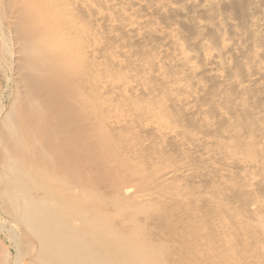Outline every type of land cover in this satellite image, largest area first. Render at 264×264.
I'll return each instance as SVG.
<instances>
[{
  "label": "bare ground",
  "instance_id": "bare-ground-1",
  "mask_svg": "<svg viewBox=\"0 0 264 264\" xmlns=\"http://www.w3.org/2000/svg\"><path fill=\"white\" fill-rule=\"evenodd\" d=\"M189 2L201 8L205 3ZM104 3L0 0V236L10 247L0 256V264H227L213 242L243 234L248 238L253 232L237 230L230 219L240 216L230 209L221 210L224 205H220L200 221L197 208L190 203L199 198L190 190L163 201L153 181L122 159L123 155L135 156L139 143L120 130L123 121L107 120L110 107L104 106L103 88L122 92L139 85H118L122 77H114L111 70L114 78L104 80L100 33ZM208 9L213 11L211 6ZM212 15L209 23L198 27L200 31H218L221 21L231 18ZM232 23L237 31L239 26ZM112 27L119 30L115 24ZM239 32L237 42L242 45L247 35L244 30ZM178 40L173 43L178 45ZM205 53L200 46L182 49L177 57ZM211 58L202 70L205 75L225 78L213 68L214 60L235 70L225 62L222 50ZM151 65L154 72L161 71ZM258 70L256 74L263 78ZM144 115L158 122L152 107ZM153 122L142 125L139 133L164 135L163 148L178 141L172 128ZM260 124L256 126L264 131V121ZM73 127L75 140L88 151L93 170L84 166L87 153L81 156L70 143ZM261 139L256 134L250 148ZM208 145L200 139L181 146L196 153ZM250 148L245 151L238 144L230 151H212L202 158L205 172L200 174L169 164L160 170L161 183L202 181L210 174L211 161L222 159L230 160L226 165L231 171L251 176L249 192L258 186L264 190V160H254L257 152L253 155ZM70 149L76 151L75 157ZM137 153L143 154V149ZM216 187L236 188L231 183ZM242 192L246 189L228 193V198ZM247 209V219L263 229L264 237V198L249 199ZM190 213L194 215L187 220Z\"/></svg>",
  "mask_w": 264,
  "mask_h": 264
},
{
  "label": "rangeland",
  "instance_id": "rangeland-1",
  "mask_svg": "<svg viewBox=\"0 0 264 264\" xmlns=\"http://www.w3.org/2000/svg\"><path fill=\"white\" fill-rule=\"evenodd\" d=\"M100 1L108 3L101 8L105 17H101L100 29L104 80H108L107 76L113 77L109 73L111 70L114 77H122L118 85H139L122 92L113 91L105 85L103 88L104 106L110 107L107 120L123 121L120 130L130 135V141L139 143L135 147V156L123 155L122 159L133 170H139V175L153 181L152 187L159 190V198L163 201L168 202L176 195L183 196V190H190L199 198L190 202L191 196L188 195L191 205L197 208L195 213L200 221L212 209H220V205H224L221 210L234 211L240 216L230 218L234 228L243 233L253 232L251 237L246 238L243 234L229 241H214L213 244L221 248L220 256L227 264H264L263 229L247 219L248 200L264 198V190L258 186L252 193L249 192L251 176L231 171L226 165L230 160L217 159L211 161L210 174L205 175L202 181L177 180L171 185H164L160 179V170L169 164L197 174L205 172L202 158L214 150L230 151L238 144L246 151L256 134H260L262 139L250 149L253 155L254 151L257 152L254 160H264V131L256 126L264 121V77L256 74L259 67L264 74V1L201 0L205 2L202 8L190 4L189 0ZM210 6L213 11L208 9ZM215 13L224 17L228 14L226 16L231 18L222 20V29L218 31L213 28L200 31L198 27L209 23ZM231 22L245 31L246 42L242 45L246 49L243 50L244 46L237 42V35L243 30L237 26L238 33ZM114 24L119 26V30L112 27ZM177 39L178 45L173 43ZM200 46L206 50L204 56L177 57L182 49ZM219 50L224 52L225 62L235 67L232 71L226 65H217L214 60L213 68L225 75L222 79L202 73L207 60ZM151 63L160 67L161 71L154 72ZM188 67L197 69L190 70ZM136 70L140 73L134 74ZM248 73L256 76L249 78ZM149 107L153 108L158 122L144 117ZM135 114L140 118H136ZM151 122L172 128L178 141L163 148L162 144L166 141L164 135L139 133L142 125ZM69 132L70 143L80 150L81 156L87 153L83 155L84 166L93 170V165L88 163V151H84L75 140L76 127ZM200 139L207 140L209 145L206 149L196 150V153L181 146ZM138 149H143V154L139 155ZM70 154L75 157L76 151L70 149ZM226 183L236 188L216 187ZM240 189H246V193L242 192L237 197L234 195V199L228 198V193L232 195ZM193 215L188 214L186 219ZM0 250V256L10 251L8 242L1 236Z\"/></svg>",
  "mask_w": 264,
  "mask_h": 264
}]
</instances>
